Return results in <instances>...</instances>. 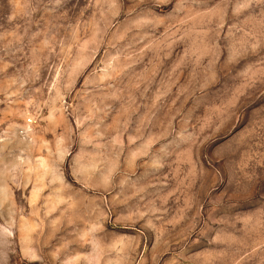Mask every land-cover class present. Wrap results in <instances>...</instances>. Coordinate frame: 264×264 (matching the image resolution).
<instances>
[{"label":"rangeland","instance_id":"obj_1","mask_svg":"<svg viewBox=\"0 0 264 264\" xmlns=\"http://www.w3.org/2000/svg\"><path fill=\"white\" fill-rule=\"evenodd\" d=\"M0 264H264V0H0Z\"/></svg>","mask_w":264,"mask_h":264},{"label":"built area","instance_id":"obj_2","mask_svg":"<svg viewBox=\"0 0 264 264\" xmlns=\"http://www.w3.org/2000/svg\"><path fill=\"white\" fill-rule=\"evenodd\" d=\"M32 121L31 120H28V123H31Z\"/></svg>","mask_w":264,"mask_h":264},{"label":"bare ground","instance_id":"obj_3","mask_svg":"<svg viewBox=\"0 0 264 264\" xmlns=\"http://www.w3.org/2000/svg\"><path fill=\"white\" fill-rule=\"evenodd\" d=\"M28 135V134H27Z\"/></svg>","mask_w":264,"mask_h":264}]
</instances>
